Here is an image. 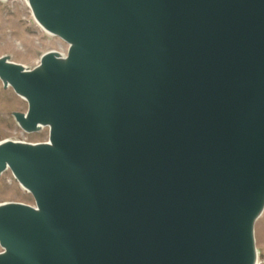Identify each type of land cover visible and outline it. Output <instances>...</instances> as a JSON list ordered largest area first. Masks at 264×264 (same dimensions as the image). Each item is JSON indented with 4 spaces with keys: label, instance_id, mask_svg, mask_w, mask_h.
I'll return each mask as SVG.
<instances>
[{
    "label": "water",
    "instance_id": "water-1",
    "mask_svg": "<svg viewBox=\"0 0 264 264\" xmlns=\"http://www.w3.org/2000/svg\"><path fill=\"white\" fill-rule=\"evenodd\" d=\"M69 44L33 69L0 141L35 205L0 204V264H258L264 0H28Z\"/></svg>",
    "mask_w": 264,
    "mask_h": 264
},
{
    "label": "rangeland",
    "instance_id": "rangeland-1",
    "mask_svg": "<svg viewBox=\"0 0 264 264\" xmlns=\"http://www.w3.org/2000/svg\"><path fill=\"white\" fill-rule=\"evenodd\" d=\"M69 44L56 35L46 33L36 22L26 0H0V57L8 56L13 62L28 69L36 67L41 56L49 51L67 54ZM28 102L11 87H5L0 78V141L17 139L29 143L49 141V127L27 132L14 117V112H26ZM21 202L35 205V199L14 176L11 169L0 174V204ZM255 239L259 262L264 264V211L255 225ZM3 247L0 245V252Z\"/></svg>",
    "mask_w": 264,
    "mask_h": 264
},
{
    "label": "bare ground",
    "instance_id": "bare-ground-1",
    "mask_svg": "<svg viewBox=\"0 0 264 264\" xmlns=\"http://www.w3.org/2000/svg\"><path fill=\"white\" fill-rule=\"evenodd\" d=\"M26 2L28 3V5H29V1L28 0H26ZM30 6V5H29ZM34 15V14H33ZM34 18H35V16H34ZM36 19V18H35ZM36 22L38 23V25L46 32V33H48V34H50V35H54L53 33H51V32H49L47 29H45L44 27H43V25L36 19ZM62 56L63 57H65L66 56V54L65 53H62ZM40 63V62H39ZM22 97V96H21ZM23 98V97H22ZM11 140H15V141H20V140H17V139H11ZM21 142H24V141H21ZM258 262H259V257H258Z\"/></svg>",
    "mask_w": 264,
    "mask_h": 264
}]
</instances>
